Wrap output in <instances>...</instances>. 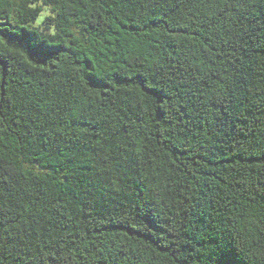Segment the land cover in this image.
I'll return each mask as SVG.
<instances>
[{
    "label": "trees",
    "instance_id": "16d2710c",
    "mask_svg": "<svg viewBox=\"0 0 264 264\" xmlns=\"http://www.w3.org/2000/svg\"><path fill=\"white\" fill-rule=\"evenodd\" d=\"M0 264H264V0H0Z\"/></svg>",
    "mask_w": 264,
    "mask_h": 264
}]
</instances>
